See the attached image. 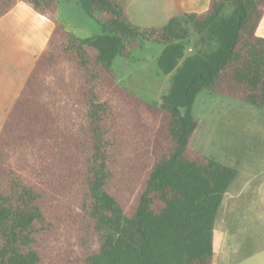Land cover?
<instances>
[{"label":"trees","instance_id":"1","mask_svg":"<svg viewBox=\"0 0 264 264\" xmlns=\"http://www.w3.org/2000/svg\"><path fill=\"white\" fill-rule=\"evenodd\" d=\"M23 2L54 23L0 131V264H214V231L238 169L192 148L209 92L264 111V0H211L161 28L119 0H79L101 33L79 38L57 0ZM191 36L204 51L187 56ZM146 43L172 75L160 105L118 83Z\"/></svg>","mask_w":264,"mask_h":264},{"label":"rangeland","instance_id":"2","mask_svg":"<svg viewBox=\"0 0 264 264\" xmlns=\"http://www.w3.org/2000/svg\"><path fill=\"white\" fill-rule=\"evenodd\" d=\"M57 2L59 22L66 25L70 32L79 38L101 33L99 25L84 13L79 0ZM144 45V48L134 50L130 58L118 57L113 68L121 86L146 101L160 105L169 91L172 75L166 76L159 69L157 61L162 47L154 43ZM200 50L205 49L199 37L191 36L187 56ZM193 114L198 128L191 143L192 148L236 167L238 175L232 185H264V111L205 91L196 99ZM252 195L249 189L246 198L250 201ZM229 198L230 195L226 193L216 219L218 246H222L223 242L225 246L228 242ZM255 224L256 227L250 226V229H254V238H239V242L247 243V249L250 245L255 246L256 240L261 237L259 220Z\"/></svg>","mask_w":264,"mask_h":264},{"label":"crops","instance_id":"3","mask_svg":"<svg viewBox=\"0 0 264 264\" xmlns=\"http://www.w3.org/2000/svg\"><path fill=\"white\" fill-rule=\"evenodd\" d=\"M119 2L133 25L142 28H161L175 17L207 12L211 0H119ZM57 17L59 21V9ZM54 27L53 22L23 2L18 3L0 19V131ZM64 27L70 31L66 25ZM257 35L264 38V16L257 29ZM249 189L253 194L250 201L246 198ZM227 193L230 195L228 242L225 246L224 242L222 246L221 244L218 246L215 226L214 264H264V185H230ZM257 220L261 237L256 240L255 246L250 245L247 249V243L239 242V238H254V229H250V226L256 227Z\"/></svg>","mask_w":264,"mask_h":264}]
</instances>
